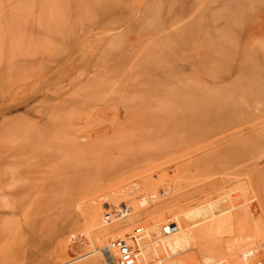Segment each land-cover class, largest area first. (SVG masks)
<instances>
[{"label": "rangeland", "instance_id": "obj_1", "mask_svg": "<svg viewBox=\"0 0 264 264\" xmlns=\"http://www.w3.org/2000/svg\"><path fill=\"white\" fill-rule=\"evenodd\" d=\"M0 264H264V0H0Z\"/></svg>", "mask_w": 264, "mask_h": 264}, {"label": "built area", "instance_id": "obj_2", "mask_svg": "<svg viewBox=\"0 0 264 264\" xmlns=\"http://www.w3.org/2000/svg\"><path fill=\"white\" fill-rule=\"evenodd\" d=\"M128 212V207L123 204L121 206H113L111 208H108L103 216H102V220L104 222H108L111 219L117 217V216H122L127 214ZM163 232L166 234H169L170 232L176 231L177 230V226L174 223H168L166 225H164V227L162 228ZM113 248H116L117 251H119V259L122 262H128L132 259V250L130 245L128 244L126 239H121V238H115L111 241L110 244ZM110 249V248H109Z\"/></svg>", "mask_w": 264, "mask_h": 264}]
</instances>
